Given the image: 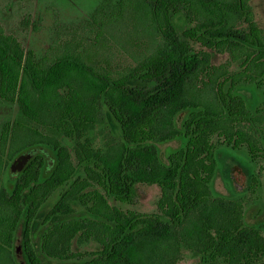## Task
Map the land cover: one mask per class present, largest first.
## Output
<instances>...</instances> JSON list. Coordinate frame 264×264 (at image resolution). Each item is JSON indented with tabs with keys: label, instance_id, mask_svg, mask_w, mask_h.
I'll return each mask as SVG.
<instances>
[{
	"label": "trees",
	"instance_id": "obj_1",
	"mask_svg": "<svg viewBox=\"0 0 264 264\" xmlns=\"http://www.w3.org/2000/svg\"><path fill=\"white\" fill-rule=\"evenodd\" d=\"M95 16L150 37L134 66L39 58L0 31V103L16 109L0 122V264H264V221L244 211L264 158L251 0H98ZM236 168L253 185L235 188ZM139 185L159 189L156 212L122 208Z\"/></svg>",
	"mask_w": 264,
	"mask_h": 264
},
{
	"label": "rangeland",
	"instance_id": "obj_2",
	"mask_svg": "<svg viewBox=\"0 0 264 264\" xmlns=\"http://www.w3.org/2000/svg\"><path fill=\"white\" fill-rule=\"evenodd\" d=\"M98 0H0V31L15 38L25 51H32L35 56L50 59L65 48L74 47L80 53L89 55L97 67L120 72L144 54L147 45H151L149 36L130 38L124 28L108 26L106 16L90 15ZM254 20L264 31V0H251ZM227 59L216 55L212 59L219 65ZM15 107L0 103V122L15 114ZM232 171V168H230ZM235 188L245 189L253 185L242 169L236 168ZM10 173V169L8 170ZM257 184L254 191L246 196L244 208L249 222L264 221V158L254 168ZM217 186L223 190L221 181ZM160 192L156 186L139 185L132 205L122 208L141 213L156 212V202ZM119 206V205H118ZM42 213L37 219L39 224ZM13 255L22 261L20 241L14 245ZM178 264H199L188 254Z\"/></svg>",
	"mask_w": 264,
	"mask_h": 264
},
{
	"label": "water",
	"instance_id": "obj_3",
	"mask_svg": "<svg viewBox=\"0 0 264 264\" xmlns=\"http://www.w3.org/2000/svg\"><path fill=\"white\" fill-rule=\"evenodd\" d=\"M31 155H21L19 156L10 166V174L12 176H17L26 165L27 161L30 159Z\"/></svg>",
	"mask_w": 264,
	"mask_h": 264
}]
</instances>
